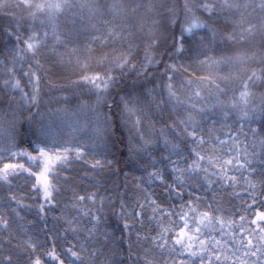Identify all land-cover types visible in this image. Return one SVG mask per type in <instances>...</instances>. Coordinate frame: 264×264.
I'll return each instance as SVG.
<instances>
[{
	"label": "snow or ice",
	"instance_id": "6c2138e0",
	"mask_svg": "<svg viewBox=\"0 0 264 264\" xmlns=\"http://www.w3.org/2000/svg\"><path fill=\"white\" fill-rule=\"evenodd\" d=\"M0 18V264H264V0H0ZM66 74L46 115L41 81Z\"/></svg>",
	"mask_w": 264,
	"mask_h": 264
},
{
	"label": "trees",
	"instance_id": "16d2710c",
	"mask_svg": "<svg viewBox=\"0 0 264 264\" xmlns=\"http://www.w3.org/2000/svg\"><path fill=\"white\" fill-rule=\"evenodd\" d=\"M99 2L101 4L104 5H108V4H112L114 2H125V0H99ZM7 24V20L0 18V28H2L4 25ZM5 39V37L2 35V33H0V60H4L5 59V53L3 50V40ZM257 41L259 40V36L256 37ZM9 47H11V45H9ZM140 58H143V53H140ZM261 65H259L258 63L253 64L250 70H256L257 72H259ZM69 74H66L64 78L61 77H57V76H52L51 78H46V79H42L41 81V96H40V110L42 112H44L47 115V110L48 109H52L55 110L57 107H60L61 105L58 103V101L67 94L72 93L73 88L71 86V84L69 83V80L66 78V76ZM134 75V74H132ZM129 83L131 81H128ZM200 82L197 81V84H199ZM148 87H152V85H148ZM85 99L87 97H84ZM94 99V98H93ZM36 107H33L32 111L36 112ZM25 127H27V125L25 124ZM237 127V126H234ZM243 136H241V140H243ZM248 142H251V134L249 133V140ZM127 158V153H126V149L123 152V158L121 159V164L120 167L123 168L125 171L129 170V168H133L134 166L129 164L128 167H125L124 164V159ZM135 174L136 175H140L141 171L140 170H135ZM121 179H123V177H121ZM21 195H25L24 193H21ZM25 203H32V201L28 200L27 197L25 196ZM59 209L54 210L53 212H50L48 214V219H49V223H51V218L54 214H58ZM21 215H23L25 217V220L28 222H32L35 221L36 223H39V218L36 214V208L32 207L30 210L25 209L21 212ZM106 230L109 232H115L116 235H119V229L117 227V221L116 219L110 218L108 219L106 222ZM242 256V254H241ZM180 257L176 258V264H180Z\"/></svg>",
	"mask_w": 264,
	"mask_h": 264
}]
</instances>
